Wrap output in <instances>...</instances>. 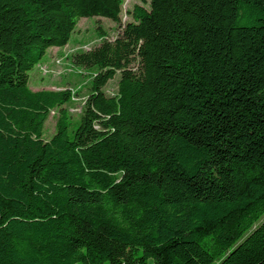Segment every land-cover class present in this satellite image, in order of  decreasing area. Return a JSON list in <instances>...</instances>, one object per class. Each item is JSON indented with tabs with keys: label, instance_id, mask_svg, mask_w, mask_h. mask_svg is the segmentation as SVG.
<instances>
[{
	"label": "trees",
	"instance_id": "trees-1",
	"mask_svg": "<svg viewBox=\"0 0 264 264\" xmlns=\"http://www.w3.org/2000/svg\"><path fill=\"white\" fill-rule=\"evenodd\" d=\"M124 3L0 0V264H264V0ZM93 17L72 130L29 73Z\"/></svg>",
	"mask_w": 264,
	"mask_h": 264
},
{
	"label": "rangeland",
	"instance_id": "rangeland-1",
	"mask_svg": "<svg viewBox=\"0 0 264 264\" xmlns=\"http://www.w3.org/2000/svg\"><path fill=\"white\" fill-rule=\"evenodd\" d=\"M149 1L125 0L121 15L122 25L132 21V17L128 12L132 11L135 6L148 8ZM99 26H102L107 33V38L110 40L116 39L120 33L118 24L109 19L98 17L82 19L67 47L62 50L54 49L48 51L43 61L29 73V86L33 91L63 90L67 88L73 90L72 101L67 106L73 122L72 130L76 129L80 121L84 103L90 93L91 81L95 70L74 66L68 57L75 51H87L99 45L102 42V38L97 33ZM119 79L120 75L118 74L106 86L105 91L109 95L117 94ZM57 120L58 111H52L44 128L43 137L45 140H50L56 133ZM263 222L264 216L258 225Z\"/></svg>",
	"mask_w": 264,
	"mask_h": 264
},
{
	"label": "crops",
	"instance_id": "crops-1",
	"mask_svg": "<svg viewBox=\"0 0 264 264\" xmlns=\"http://www.w3.org/2000/svg\"><path fill=\"white\" fill-rule=\"evenodd\" d=\"M54 49H56V48H54ZM54 49H51V50H54ZM51 50H50V51H51Z\"/></svg>",
	"mask_w": 264,
	"mask_h": 264
}]
</instances>
